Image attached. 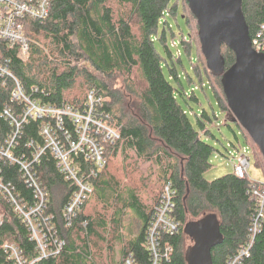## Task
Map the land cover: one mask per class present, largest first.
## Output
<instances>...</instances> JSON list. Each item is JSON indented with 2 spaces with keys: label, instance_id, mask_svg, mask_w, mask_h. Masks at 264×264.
<instances>
[{
  "label": "trees",
  "instance_id": "trees-1",
  "mask_svg": "<svg viewBox=\"0 0 264 264\" xmlns=\"http://www.w3.org/2000/svg\"><path fill=\"white\" fill-rule=\"evenodd\" d=\"M242 9L253 38L264 23V0H243ZM180 14L189 34L183 28L181 34L173 30L170 18L178 21ZM25 34L31 40L28 60L20 58L19 46L11 48L0 40V61H11V72L27 91L36 88L37 97L45 103H68L80 109L86 106L89 92L97 91L105 97V109L122 126L120 140L106 147L111 148L113 160L108 158L106 168L93 181L92 195L70 226L64 222L63 209L74 186L60 173L50 152L44 155L37 167L38 176L51 193L48 211L56 215V228L66 246L57 257L36 264H123L130 255L138 264H150L147 231L167 182H172L177 193L174 215L181 226L176 234L164 236L174 251L161 264H188L186 251L192 240L184 227L211 213L218 215L224 236L223 243L212 250L213 264H227L249 240L256 207L248 193L253 180L250 176L238 178L234 172L214 180L205 177L217 151L207 139L214 137L210 128L219 116L211 102L213 115L200 104L195 88L204 90L209 84L225 124L230 127L235 122L222 77L215 76L207 66L198 21L188 1L53 0L47 19L25 20ZM179 44L188 56H195L192 66L197 80L187 75L189 84H196L190 94L177 68V61L182 62ZM172 47L177 48V55ZM222 55L228 70L236 55L226 45L222 46ZM12 90V82L0 76V142L12 132V126L2 117L6 106H14ZM179 95L186 102L196 101L201 109L189 112ZM41 124L32 121L25 125L16 150L19 156L33 151L26 146L29 142L42 144ZM235 124L264 166L258 146L238 122ZM146 163L155 168L144 173V180L156 176L159 188L151 204L121 174ZM4 175L16 183L23 196L31 198V190L17 167L4 166ZM0 213V264L7 262L3 251L7 242L19 246L29 260L34 259L36 245L25 222L1 196ZM243 264H264V228Z\"/></svg>",
  "mask_w": 264,
  "mask_h": 264
},
{
  "label": "built area",
  "instance_id": "built-area-1",
  "mask_svg": "<svg viewBox=\"0 0 264 264\" xmlns=\"http://www.w3.org/2000/svg\"><path fill=\"white\" fill-rule=\"evenodd\" d=\"M53 0H0V40L11 48L19 46V56L29 58L31 40L25 34V20H45L50 16ZM254 49L264 53V23L252 38ZM9 59L0 61V76L13 84L11 101L2 117L12 126V132L0 142V196L12 207L14 213L25 222L30 239L36 245V257L29 260L15 243L3 246L6 264H36L62 253L66 241L58 234L55 214L48 211L51 193L42 184L37 167L47 152L53 156L56 166L66 180L72 183L74 191L63 209V219L70 226L82 205L94 191L93 181L108 164L106 147L115 144L122 136V126L105 109V97L97 91H90L84 109L68 103L62 105L45 103L37 95L39 90L30 91L21 84L10 70ZM32 121L42 124L39 136L42 144L32 141L26 146L33 150L29 155L19 156V138L25 125ZM252 148L243 147L234 158V173L244 179L249 175ZM17 167L22 180L31 190V198L19 192L16 183L4 175V166ZM251 177V176H250ZM253 180V179H252ZM255 202V215L249 230V240L227 264H243L251 256L256 237L264 228V181L253 180L248 191ZM176 190L167 182L155 208L154 218L147 231L146 248L150 264H161L170 258L173 244L164 239L180 230V221L175 217ZM3 214L0 213V228ZM123 264H138L132 255Z\"/></svg>",
  "mask_w": 264,
  "mask_h": 264
},
{
  "label": "water",
  "instance_id": "water-1",
  "mask_svg": "<svg viewBox=\"0 0 264 264\" xmlns=\"http://www.w3.org/2000/svg\"><path fill=\"white\" fill-rule=\"evenodd\" d=\"M199 25V38L209 70L221 76L227 103L234 118L264 156V53L252 44L242 9L243 0H187ZM236 55L226 70L222 46ZM184 233L193 244L186 251L188 264H213L212 250L224 241L215 213L189 221Z\"/></svg>",
  "mask_w": 264,
  "mask_h": 264
},
{
  "label": "rangeland",
  "instance_id": "rangeland-1",
  "mask_svg": "<svg viewBox=\"0 0 264 264\" xmlns=\"http://www.w3.org/2000/svg\"><path fill=\"white\" fill-rule=\"evenodd\" d=\"M173 30L177 34H181V28L184 29L186 34H189L186 28V23L184 19V15L180 14L178 16V21L175 20V18H170ZM170 32V31H169ZM171 33V32H170ZM169 43L171 44V37L169 38ZM179 49L181 50L182 55V62L177 61V68L181 75V79L183 81L185 90L190 94L192 92V88L196 87V84H189L187 75H191L194 79L195 73L193 72V66L192 61H195V56L191 55L188 56V54L185 52L183 45L179 44ZM160 52L162 54L167 55L161 47H159ZM172 53L174 55L178 54V50L176 47H172ZM165 72L167 76H169L168 69L165 68ZM197 80V79H195ZM174 84H176L175 81H173ZM196 95H198V98L200 100V104L205 107L210 114L213 115V107L215 109V113L217 116H219V119L215 120V124L211 126V131L214 135L209 136L207 139V142L214 146L217 151L212 157V164L213 166L205 173V177L207 180H214L220 177H223L227 174L234 172V166L233 161L234 158L238 155V150H241L243 147H251L250 144H248L247 140L243 136L240 129L237 127L235 123H231L230 127L225 124V118L224 116H220V109L216 103L215 96L211 90V87L209 84H206V88L203 90L202 88L198 87L195 88ZM180 96V95H179ZM181 104H183L184 108H186L189 112H198L201 109L200 104H198L196 101H192L191 99H188V102H186L181 96ZM212 103V105L210 104ZM252 148V147H251ZM107 149V148H106ZM107 158L110 160H113L112 154H111V148L107 149ZM117 160V159H116ZM115 162V161H112ZM154 166L151 163L143 164L138 170H131L129 172H123L121 174L125 175L129 184L137 187L140 191V194L142 195V199L147 203L151 204V199L154 193L159 189L157 188L156 184V176H153L150 180H144L145 179V172L153 171ZM114 170H118L117 165L114 166ZM249 175L253 180L256 181H264V166L262 164V159L259 157H255L252 154V160H251V167L249 169ZM129 222H132L131 218H129ZM136 226V223H135ZM189 245H192L193 243L189 240Z\"/></svg>",
  "mask_w": 264,
  "mask_h": 264
}]
</instances>
